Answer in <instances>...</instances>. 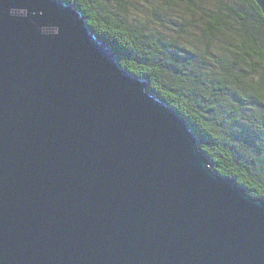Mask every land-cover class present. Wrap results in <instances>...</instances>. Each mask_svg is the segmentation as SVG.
I'll return each mask as SVG.
<instances>
[{
    "label": "water",
    "instance_id": "obj_1",
    "mask_svg": "<svg viewBox=\"0 0 264 264\" xmlns=\"http://www.w3.org/2000/svg\"><path fill=\"white\" fill-rule=\"evenodd\" d=\"M79 16L0 0V264H264V199Z\"/></svg>",
    "mask_w": 264,
    "mask_h": 264
},
{
    "label": "trees",
    "instance_id": "obj_2",
    "mask_svg": "<svg viewBox=\"0 0 264 264\" xmlns=\"http://www.w3.org/2000/svg\"><path fill=\"white\" fill-rule=\"evenodd\" d=\"M57 1L182 119L216 175L264 199V16L254 0Z\"/></svg>",
    "mask_w": 264,
    "mask_h": 264
},
{
    "label": "bare ground",
    "instance_id": "obj_3",
    "mask_svg": "<svg viewBox=\"0 0 264 264\" xmlns=\"http://www.w3.org/2000/svg\"><path fill=\"white\" fill-rule=\"evenodd\" d=\"M263 18V17H262ZM264 21V20H263Z\"/></svg>",
    "mask_w": 264,
    "mask_h": 264
}]
</instances>
